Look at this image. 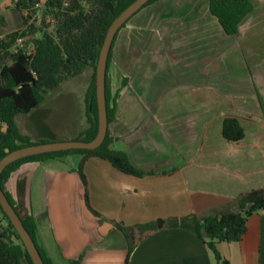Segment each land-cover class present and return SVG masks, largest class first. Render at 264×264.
Here are the masks:
<instances>
[{
	"label": "crops",
	"instance_id": "1",
	"mask_svg": "<svg viewBox=\"0 0 264 264\" xmlns=\"http://www.w3.org/2000/svg\"><path fill=\"white\" fill-rule=\"evenodd\" d=\"M253 5L254 11L240 25L238 36L228 37L231 48L237 40L236 50L260 89L256 97L264 106V0ZM220 31L227 36L221 26ZM118 94L115 117L108 131L115 139L111 148L126 152L134 166L155 174L130 176L108 161L88 160L84 172L91 206L101 215L97 218L86 206L82 182L74 168H52L57 160L30 163L14 172L6 184L15 206L35 219L38 244L54 264L57 252L62 262L68 264L81 255L84 257L80 264H125L128 240L114 223L126 229L132 227L138 238L137 225L156 223L158 219L162 226L157 225L142 242L136 241L128 264H219L196 234L169 228L167 221L192 214L209 216L227 209L237 211L236 200L241 194L264 190V149L259 147V141L245 139L236 143L241 149L237 147L230 159H221L203 149L205 139L199 134L197 138L195 134L191 136V125H184V118L176 120L175 110L150 107L143 93L131 92L128 87ZM179 110H184L180 116L190 117L194 113L189 108ZM157 125L172 145L184 150L182 167L157 172V163L151 160L155 144L153 139L148 142ZM176 139H183V143L177 144ZM192 147H200V152L191 154ZM172 161L175 160L166 164H174ZM204 173L210 176H201ZM73 200L76 204L79 200L81 216L75 211ZM247 226L241 242L218 246L230 264H264V212L251 216Z\"/></svg>",
	"mask_w": 264,
	"mask_h": 264
},
{
	"label": "rangeland",
	"instance_id": "2",
	"mask_svg": "<svg viewBox=\"0 0 264 264\" xmlns=\"http://www.w3.org/2000/svg\"><path fill=\"white\" fill-rule=\"evenodd\" d=\"M9 2L0 0V37L22 29V21ZM208 2L166 0L141 10L117 36L107 77L111 103L117 100L118 92L124 87L131 92L143 93L150 107L175 110V119L184 118V125H191V136L195 134L197 138L199 134L205 139L206 148L203 149L206 152L216 153L226 160L237 147L241 148L224 140L223 120L229 116L238 118L247 135L246 141L257 140L259 147L264 149V106L256 97L260 89L253 83V76L247 72L249 68L237 51V40L231 48L229 37L222 34L217 20L209 13ZM44 19L46 23L51 21L40 12L35 20L36 26L43 28ZM92 76L93 70L89 68L66 80L60 87L49 91L45 100L30 114L19 115L16 122L21 133L34 142L78 139L80 132L89 126L86 95ZM186 108L194 111L191 118L180 116L184 110L179 109ZM152 130L148 142L153 139L155 144L151 160L157 163V172L182 167L184 150L172 145L159 125ZM175 141L183 143V139ZM193 151L200 152V147H192L191 154ZM171 159L175 160L172 161L174 164H166ZM80 162L79 154H74L63 163L60 160L53 162L52 168H74L75 171ZM205 175L210 176L209 173L201 176ZM40 194L44 195L43 192ZM192 199L196 200L194 196ZM77 201L76 204L73 200L75 211L81 216ZM160 221L157 220V225ZM4 227L6 221L0 216V229ZM131 230L134 229H126L130 239L135 236L134 240H138ZM56 262H62L58 252Z\"/></svg>",
	"mask_w": 264,
	"mask_h": 264
},
{
	"label": "trees",
	"instance_id": "3",
	"mask_svg": "<svg viewBox=\"0 0 264 264\" xmlns=\"http://www.w3.org/2000/svg\"><path fill=\"white\" fill-rule=\"evenodd\" d=\"M13 9L22 21L20 31L6 37H0V160L7 152L38 143L30 137L22 135L16 118L30 114L45 100L49 91L60 87L66 80L77 77L91 68L92 80L86 95L88 109L87 129L82 131L78 141H92L98 134L99 111L97 104L96 69L100 53L114 20L136 0H11ZM166 0H150L141 10ZM40 4L41 7H40ZM209 13L215 18L229 37L239 34L240 25L254 11L251 0H209ZM43 9V11H42ZM140 10V11H141ZM139 11V12H140ZM40 12L50 18L43 20L44 27L39 28L35 20ZM138 12V13H139ZM136 13L117 33L125 30ZM31 22V23H30ZM51 28H54L51 30ZM27 38L24 47H18V40ZM114 40V42H115ZM110 52L108 67L113 52ZM112 95L107 77V102L109 124L114 120L116 100L111 104ZM222 136L225 141L240 143L246 133L238 118L226 117L222 123ZM114 138L108 132L103 145L96 150H67L23 158L9 165L1 177V185L8 199L23 219V222L36 242L45 264H54L43 248L38 244V228L35 219L28 214L23 215L15 206L6 184L12 174L21 166L30 163H43L48 160L63 161L68 156L79 154L82 161L74 172L82 182L85 203L97 217L90 203L87 177L84 172L85 163L91 158L108 161L118 171L135 177L154 175L153 171H145L132 164L129 155L124 151L111 148ZM236 204L237 211L223 210L209 216L192 214L167 221L169 228H182L196 234L215 254L219 264H230L218 246L221 243L241 242L247 233V222L251 216L264 212V190H253L241 194ZM0 216L6 221V227L0 229V264H34L15 227L6 215L0 203ZM115 226L127 237L128 253L126 263L136 245L135 240L127 233L122 224ZM139 243L157 229L156 223L136 226ZM21 241V243H17ZM137 243V244H136ZM84 255L72 260V264H80Z\"/></svg>",
	"mask_w": 264,
	"mask_h": 264
},
{
	"label": "water",
	"instance_id": "4",
	"mask_svg": "<svg viewBox=\"0 0 264 264\" xmlns=\"http://www.w3.org/2000/svg\"><path fill=\"white\" fill-rule=\"evenodd\" d=\"M149 1L150 0H136L135 2H133L114 20V22L109 28L96 69L99 127L98 134L95 139L89 142L78 140L63 142H46L25 146L14 151L6 150V156L2 160H0V203L6 215L9 217L10 221L15 227L17 233L19 234L34 264H45V262L36 245V242L34 241L28 229L26 228L22 217L15 209L13 204L10 202L5 191L2 188V174L9 165L26 157L67 150H96L103 145L109 131L107 75L110 52L115 37L119 30ZM158 226H162V221L159 222Z\"/></svg>",
	"mask_w": 264,
	"mask_h": 264
},
{
	"label": "built area",
	"instance_id": "5",
	"mask_svg": "<svg viewBox=\"0 0 264 264\" xmlns=\"http://www.w3.org/2000/svg\"><path fill=\"white\" fill-rule=\"evenodd\" d=\"M42 4H40V7H41ZM27 40V38H20L18 40V47H24V43L25 41Z\"/></svg>",
	"mask_w": 264,
	"mask_h": 264
}]
</instances>
